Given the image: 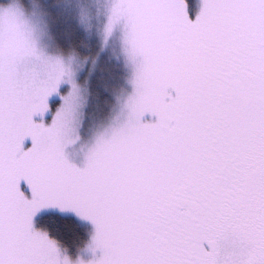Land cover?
I'll return each instance as SVG.
<instances>
[{
	"label": "snow or ice",
	"instance_id": "obj_1",
	"mask_svg": "<svg viewBox=\"0 0 264 264\" xmlns=\"http://www.w3.org/2000/svg\"><path fill=\"white\" fill-rule=\"evenodd\" d=\"M0 264H264V0H0Z\"/></svg>",
	"mask_w": 264,
	"mask_h": 264
}]
</instances>
